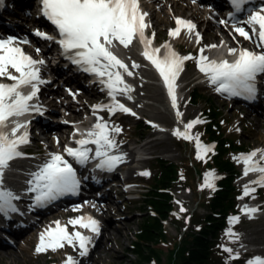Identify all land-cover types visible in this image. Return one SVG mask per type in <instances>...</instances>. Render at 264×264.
Here are the masks:
<instances>
[{"label":"snow or ice","instance_id":"6c2138e0","mask_svg":"<svg viewBox=\"0 0 264 264\" xmlns=\"http://www.w3.org/2000/svg\"><path fill=\"white\" fill-rule=\"evenodd\" d=\"M250 0H231V5L236 12ZM3 0H0V5ZM250 14L245 23L251 29V35L243 27L236 26L235 32L245 40H250L261 51L239 50L238 58L234 62L227 60L217 62L205 56L204 49H201L199 57L180 56L172 50L171 45L165 44L167 50L161 58L157 56L160 49L151 48L152 39L145 36V29L149 27L146 23L147 13L140 9L139 0H41V14L57 30L60 39L57 43L62 53L71 63L77 65L83 72L95 75L101 84L108 91L111 103L107 105H96L93 113L107 110L115 114L117 111L135 115L131 110L117 101L118 95H127L132 91L131 87L124 82V75L132 76L129 66L121 61L111 48L118 42L123 47H129L135 38H138L144 46L142 55L155 67L167 88L171 98L172 107L177 109V97L175 95V82L179 73L183 71V64L186 60L195 59L199 71L209 80L210 84L216 86V91L227 93L228 96H244L248 100L256 97V79L264 74V7L258 10H249ZM233 18V17H230ZM177 27L169 31V35L176 38L182 29L191 34L196 26L191 21L176 19ZM226 23V21H221ZM35 35L41 39L51 40L52 37L46 33L37 31ZM155 34L153 33V38ZM201 37L196 33V42ZM27 39H19L9 36L0 37V79H7L11 83H0V214L8 217L9 213H15L18 209L13 204L18 200L10 190L3 188L4 171L9 167L11 161L21 158L23 153L19 150L21 145L28 144L29 134L27 131L20 133L21 129L28 127L27 123L14 121L9 127V121L18 118L35 110L43 114L41 109L29 102L38 98L39 86L46 83L41 79L40 68L43 60H35L27 55L20 44H27ZM216 48L217 45H211ZM39 53V49H37ZM230 55H236V49H229ZM133 68L139 67L133 63ZM15 73V74H14ZM30 87L31 91L24 94L22 89ZM131 99L130 96H128ZM181 113L177 110L176 116L179 119ZM199 119L187 123L185 131L179 129L173 135L185 140L195 139L197 159H203L202 153L212 151L210 147L200 142L199 136L192 137L190 130L201 123ZM118 126L110 127L102 117L97 118V123L90 129L85 139L76 141L78 147H65L64 151L78 164L84 165L89 160V153L92 149L86 147L89 144L95 145L94 159L99 160L97 165L101 170L111 171L123 160L122 155L111 154L117 148V143L111 137V133H119ZM18 133H20L18 135ZM259 155V160L255 158ZM242 162L244 176L250 172L259 173V178L253 184L264 188V151L254 150L249 154H242L236 158ZM32 179L28 181L30 192H35V205L45 206L47 203L56 200L65 194H76L79 189V180L71 164L63 156L51 155V159L39 166V170L30 174ZM148 175V173H141ZM212 176V173L208 174ZM205 186L212 188L214 185L206 178ZM255 188L245 185L244 196H250ZM79 210L78 208L73 209ZM181 211H184L181 208ZM244 215L251 218L257 208H249L244 205L241 209ZM239 222V217H232L230 224ZM55 228H48L40 234L39 243L35 249L36 253L56 251L63 248L65 244L79 249V256L86 257L89 254V246L92 245V237L83 235L80 231L69 232L67 226H62L59 221L55 222ZM68 225L74 229H86L95 236L100 234V224L90 216H81L70 219ZM226 235L230 238L239 239L238 234L228 229ZM223 251L229 253L232 259H238L239 254L232 255L233 249L221 246ZM66 264H79L73 257H67ZM246 264H264V258L255 257Z\"/></svg>","mask_w":264,"mask_h":264},{"label":"rangeland","instance_id":"374dc122","mask_svg":"<svg viewBox=\"0 0 264 264\" xmlns=\"http://www.w3.org/2000/svg\"><path fill=\"white\" fill-rule=\"evenodd\" d=\"M34 4H37V0H33ZM32 1V2H33ZM145 12L148 14V25L150 29V35L157 40V45L162 47L167 42L171 41L169 35V29L175 24V15L177 16H190V10L182 6V0H179L177 5H174L172 11H168L166 6H160L161 0H142ZM154 4V5H152ZM169 6V5H168ZM37 7V6H36ZM31 19L38 15L35 12L33 3L30 7ZM160 10L159 12H157ZM183 14V15H182ZM31 22L28 21V24ZM203 36V43L201 48H195V37L193 34H188L179 38L175 43L180 51V55L192 57H199L201 49H205L215 42H220V37H214L216 30H207V27H203V23L198 22ZM209 27V26H208ZM140 46L138 43L132 45L129 50L134 51V55L139 53ZM126 50V49H125ZM132 55L126 54L125 59L127 63L137 64L140 62L134 60ZM197 63L195 59L186 63V69L183 73V77L180 81L182 85H186V89L192 85H195L197 81L195 75ZM140 67V65H139ZM138 75L137 83H134L135 88L138 89L135 95L142 96V98H135L132 106L138 111L144 110L146 116L142 117L138 115V118H130L129 120H120L114 122L113 126H118L121 129V133L126 135L122 143L124 146L118 147L117 150H124L128 155H125L126 162L130 157L134 158L135 151L131 141L127 143L128 139L133 141L140 140L139 147H143L151 140L159 139V141H165L163 146L167 147V153H155L150 155L155 159L149 161H139L136 159L134 163L124 166L123 171H119L122 174V179L128 180L133 176L130 170L137 168L134 174L136 183L140 184L139 202L134 203L129 201L124 189L120 188L110 199L105 201L103 207L110 206L113 210L116 218L122 221L119 224L120 228H116V224L112 221L109 226V218L103 221L106 229V235H110V238L116 242V247L113 248L103 246V243L107 242V239H102V245H99L97 249L81 264H141L142 256H138L136 253L135 243L141 241L139 239L142 233V227L145 222L151 218H158L159 212L156 210V202H160L161 199H166L165 203L170 206L166 218H162V224L166 229L167 240L163 245H175V241H178L183 235V230L188 226L190 221L187 222V218H191L194 214V220L201 222L196 225V228L203 227V221L206 220V215L211 213L209 210L210 203L217 198L223 199L222 191L225 190L221 186L223 179H228V174L225 171H219L218 160L227 159L232 163L238 172L234 173V181L232 183L234 189L227 193L228 200L232 201L234 210L228 209V212L219 218L223 225L217 230L218 237L214 240L215 245H211V260L209 264H246V262L252 259L246 252L256 248L264 257V206L261 211L257 212L256 219L239 217V222L236 224H230V220L234 213L241 214V209L244 205L251 202H257L258 205L263 201L264 205V189L259 185L252 182L257 180L258 176L251 177L250 181H245L243 178L244 164L239 162L238 157L242 154H249L254 150L264 151V122L260 118H255L253 115H246L243 119V110L237 108L236 105L230 101L223 102L222 97H216L209 89L204 87H192L187 89L184 93L182 105V115L187 116V122H192L194 117H198L200 121L191 130L190 135L192 137L199 136L202 145L210 147L212 151L202 153L203 159H197L196 141L185 140L173 135L172 130H177L176 120L173 117L162 123H158V117L162 116L166 112L165 106H160L152 100L150 95H153L154 90L149 91L144 87V80L149 81L156 85L157 79L154 75L152 78L143 77ZM144 87V88H143ZM88 102H96L101 99L100 93H93ZM50 109L58 111L56 115L51 116L52 119H59L66 121L63 116L65 110L59 109L57 106H50ZM239 107V106H238ZM75 108H80L75 107ZM89 111L87 107L82 110L84 118L85 112ZM60 112V113H59ZM86 119V118H85ZM69 123V122H68ZM74 123L70 122V126ZM220 127H218V125ZM164 125V128H162ZM162 126V127H161ZM161 127L165 132L159 133L158 130ZM37 128V127H36ZM61 129L57 131L59 137H53V135L46 134L37 136L32 141L30 148L32 150H42L43 153H52L54 151H61L62 145L57 140L62 137L63 141L66 140L67 132L65 125H61ZM218 136H222L221 142L219 139H212L210 136V130ZM73 131V130H72ZM74 132V131H73ZM182 132V127H181ZM184 132V130H183ZM72 134V132L70 133ZM68 135V134H67ZM114 133H111L113 137ZM69 136V135H68ZM64 137V138H63ZM217 141V146L212 148V145ZM139 143V142H138ZM159 143V142H158ZM61 145V147H60ZM128 146V147H127ZM138 148V146L136 145ZM137 156V155H136ZM259 157V155H258ZM129 163V162H128ZM166 164V165H165ZM123 169V168H122ZM143 170V171H142ZM141 173H148V175H141ZM212 173V176L208 174ZM206 178L211 181L214 187L209 188L205 186ZM222 178V179H221ZM221 179V180H220ZM243 179L245 182H243ZM225 180V181H226ZM21 182H25L22 178ZM245 185H250L255 188L250 196H244L243 189ZM220 192V193H219ZM219 193V195H217ZM121 194V196H120ZM227 200V201H228ZM154 204V205H153ZM181 208L184 211H181ZM262 208V207H261ZM68 209V208H66ZM68 212V211H67ZM66 211L58 210L54 214H50L43 219L45 223L39 222L38 225L28 233L24 239H21L14 247L0 251V264H66L67 257L71 256L72 249L65 248L64 250L46 251L43 253H36L35 249L39 243L40 234L46 229L54 226V221L64 219L66 222L72 219V216H76L75 213H67ZM100 212V211H98ZM70 214V215H69ZM68 215V217H67ZM177 219V220H176ZM195 225V222L193 223ZM192 224V227H193ZM238 234L239 239L234 237L230 238L226 235L228 229ZM182 229V230H181ZM39 231V232H38ZM182 231V232H181ZM38 232V233H37ZM37 233V234H36ZM261 241L257 244L256 241ZM145 244V241L142 240ZM168 242V243H167ZM101 244V243H100ZM221 246H226L233 249L232 255L239 254L238 259H232L229 253L223 251ZM166 249V247H165ZM100 253L102 261L94 262L93 257L95 254ZM168 252H164L163 262L168 258ZM149 254V252L147 253ZM74 258V257H73ZM75 259V258H74ZM152 264V260H150ZM158 264V263H156Z\"/></svg>","mask_w":264,"mask_h":264},{"label":"bare ground","instance_id":"6f19581e","mask_svg":"<svg viewBox=\"0 0 264 264\" xmlns=\"http://www.w3.org/2000/svg\"><path fill=\"white\" fill-rule=\"evenodd\" d=\"M178 3H179V0H161V3H158V4H160V6H163V7L166 6V4H167V8L170 7V8H168V11H172L171 9L174 8V5H177ZM152 5H154V4H152ZM33 6L34 7L36 6V3L34 4V1H33ZM182 6L185 7V8H187V10L188 9L191 10L189 4H186L185 2H182ZM159 11L160 10H158L157 12H159ZM200 13H201L200 11L199 12L198 11H193V15H196V16H199ZM29 15L27 14V16H29ZM193 15H192V17L195 18ZM26 20L32 22L34 19H31V18H28L27 17ZM146 23H147V17H146ZM192 23L194 24V22H192ZM176 27L177 26L172 27L171 29H169V31L175 29ZM23 28H26V26H23ZM26 29L28 30V26H27ZM234 29H235L234 27L220 25L217 19H215V21L211 22L210 25H209V27H207V30H216L215 33H214V37H220V40H219L220 42L217 43V42L214 41V44L213 45H217V47L216 48H211L210 47L211 45H210L209 47H207V48L204 49V53L203 54L205 56H207L210 60H215L217 62H220V61L227 60V57L232 56V55L229 54V49L230 48H234L236 50H241L244 47H246V48L250 49L252 47L251 42H249L248 40H245L243 37H241L238 33L235 32ZM198 30H199V28L197 29V31ZM36 32H37V30H35L34 28H30L28 35L30 33H34L35 34ZM248 32L251 35V30H249ZM196 33H198V32H194V34H193L195 37H196ZM182 34H183V31L181 30V33H180V35L178 37H176V38L171 37V41L172 42H170V43H174L175 44V42L179 38H181ZM145 36L147 38L152 39V44L150 46L151 48H153V49L159 48L160 49V51L157 54V56L162 58L164 56V48L163 47L161 48L159 45H157V40H155L154 38H152V36L150 35V32L147 31L146 29H145ZM38 39H39V42H45V39H41L39 37H38ZM53 42H55V41H53ZM133 42H136V43H138L140 45L139 53L137 55H134V51L133 50H129V47H128V49L125 50V48L122 45H120L118 42H116L115 43V46L111 48V51H113V53L121 61H123L126 65H128L129 66V70L133 73L132 76H128L127 74H123L124 75V82L131 87L132 91L130 93H128L127 95H118L117 96V101L119 103H121V104H127V103L124 102V101H122L120 99V96L121 97H124V98H128V96H130L131 97V102L133 100H137L135 98V96H137V95H135V94H136V92H138V89H136L135 88V85H134V83H137V81L139 80L137 74H140V75H142L143 77H146V78H152L153 75H154V78H155V74H159L156 71L155 67L150 63V61L146 60L144 58V56L142 55V53L144 51V46L140 43L139 39L138 38H135ZM201 47H202V44L199 43V45L196 47V49L197 48H201ZM228 47H230V48H228ZM31 50H33L34 53H35V50L33 48H31ZM162 50H163V52L161 53ZM251 50L252 51H257L258 49L257 50L256 49L255 50L254 49H251ZM40 54L42 55L41 52H40ZM126 54L132 55L131 57H133V58L135 57L134 60H136V61L138 60L140 62V64H137L136 62H133V63H135L136 65H140V67H137V68L131 67V65L133 63H127V60L124 58ZM38 60H40L39 57H38ZM50 60H52V61H50V66L49 67L46 64H44L43 66L45 68H49V73H51V74L54 73V72L59 73L58 66H61L60 69H61L62 72H64V73L67 72L69 66H67L66 64H70L71 63L70 60H68V59L65 58V56L63 55V53L56 54L54 57H51ZM198 73H199V79L206 77L202 72L199 71V68H198ZM263 76H264V74H263ZM262 78L263 77L260 78V76H257L256 81H260V80H262ZM94 79H95V82H96L95 85H94L96 87V92L97 93H100L101 91H104V92H107L108 93V91L105 88V86L100 83L99 79L95 75H94ZM79 80H81V79H79ZM206 81H208V79L205 80V81L202 80L203 83L206 82ZM144 82H145L144 83V87H146L149 91L154 90V92H155L153 95H150L152 97V100L155 103L159 104L160 106H163V107L165 106V108H166V112H164L162 116H159L158 117V123L157 124H159V125H161L162 123L164 124V122L169 121L173 117V119L176 120V124H177V128H175V129H179L181 131V127H182V132H183V130L185 131V127L184 126L188 123L187 122V116L184 117L183 115H181V117L179 119L176 116L177 110L182 114V105L184 103V100L182 99L184 97H182L180 95L181 93L179 92V89H181V87H179V86H176L175 87V95L177 97V106L178 107H177V109H174L172 107L171 98L168 95V91H167V88L165 87V85L163 83V80H160L158 83H156V85L153 84V83H150L149 81H146V80H144ZM262 85L263 84L256 85V87H260L261 88ZM82 86H83V88L84 87H87L86 90L89 91V92H92V89H91L92 87H88L87 85H82ZM181 90H184V88L181 89ZM23 92L25 94V91H23ZM137 98H140V99L142 98V100L144 99L142 96H137ZM100 101H102V103H100L99 105H107V104H110L112 102L111 100H108L107 101V99L103 95L101 96V100ZM223 102H225V101H223ZM127 105H129V104H127ZM50 108L51 107H49V110L50 111L48 110V112H52L53 109H50ZM131 109L133 110V112L136 115H139V116H142V117H145L146 116L145 115L146 112L144 111L146 108L144 110H141V112L140 111L137 112V110L136 109H133V108H131ZM82 110H83L82 108H75V107H72V106H68L67 109H65V112H64L63 118L66 120V121H64V124H65V127H66L65 130H67V132L64 133V134L67 136L66 139H69L70 138L69 144H71L70 145L71 147H74L75 146V138H77L78 140L82 139L81 136L85 135V133H87L90 129H92V125L93 124L95 125V123L97 122V118L99 116L100 117L103 116L102 115V111H97V112H99L98 114H96L97 112L95 114L92 113V116L94 115L96 118L95 117L92 118V116H91L90 117V121H87V123H84L85 118H84V115H83ZM91 111H93V110L91 109ZM55 113H56V111L54 109L53 113H51V114L54 115ZM85 114H88V113L85 112ZM244 117H245V115H244ZM48 118H50V117L48 116ZM193 119L194 120H197L199 118L198 117H194ZM16 120H18L20 122V120L18 118H13L12 120L9 121V127H11L12 124L14 123V121H16ZM105 121L107 122V119L106 118H105ZM41 122H44V121H41ZM70 122H72L74 124L72 126L68 125V124H70ZM51 123H55V125L59 124L58 121L51 122ZM43 125H44V123H43ZM59 125L61 126L62 124H59ZM36 127L38 129L39 126L36 125ZM161 127H158V128H160L158 130V132L159 133L165 132V130L162 129V128L166 129L164 127V125H163L162 128ZM24 131H27L28 134H29V131L27 129H21L20 130V133H23ZM31 131H33V129ZM71 132L73 134V137L70 136V133ZM173 132H174V130H172L171 133H173ZM20 133H18V135ZM42 133L45 134V131H43ZM48 133H47V135H48ZM57 133H52L53 134V137L54 136L55 137L56 136L59 137L58 135H56ZM125 136L126 135H124L123 133H121V131L119 133H114L113 137L111 136L112 138L115 139V141L117 143V148L119 146L120 147L124 146V143H122V140L124 138H126ZM71 137H72V139H71ZM29 138H31V140H32V137L31 136H29ZM57 140L59 141V143L61 145L64 142L61 136ZM126 141L128 143L129 141H132V140L131 139H128V137H127V140ZM137 142H139V144H140L141 141L138 140ZM164 142L165 141H161L160 142L159 139H157V141L156 140L149 141L143 147H141V148L138 149L139 150V155L141 154V155H144V156L145 155L150 156V155H153V154H155L157 152L158 153H161V154L167 153V150H169V149L167 147L163 146ZM61 145H60V147H61ZM23 146L24 145H21L20 146V149H19L20 151H21V149H22ZM91 147L94 150H93V152H90L89 153V161H92L94 159L93 158L94 155H92V154L95 153V146H91ZM117 148L114 149V150H112L111 154H113V155H119L120 154L122 156L129 154V153H127L124 150H119V149L117 150ZM133 154H134V158L130 157L129 160L127 159V162H126V158L124 159L125 160L124 161L125 163H124V165H122L123 167L126 166L127 164H132V163L136 162L135 160L137 159V156L138 155H137V153H132L131 155H133ZM139 157H141V156H139ZM255 159L258 160L259 159L258 156ZM43 160L44 159H42L38 163L39 166H42L44 163H46ZM149 160L145 159L143 161H149ZM93 165H94V163H91V166H93ZM13 167L14 168L19 167L18 164H17V162L11 161L10 164H9V167L6 170L13 173V171H11L13 169ZM20 170H21V168H18L16 170V172L18 174H20ZM136 170H137V168H133V169L130 170V173L133 176V178L130 177L128 179L130 182H137V181H135L136 178L134 177L135 176L134 174L136 173ZM256 174H259V173L250 172L247 176H244L243 175V178L246 179L245 181H250L251 180V177H253ZM13 177L14 176L11 173H4V176H3V188H5V185H7V184H12L13 180L10 181V179H12ZM245 181L243 179V182H245ZM19 185L20 184H18L17 186H19ZM26 186H27V184H26ZM30 195H28L27 197H29ZM22 199L23 198H19L16 201H19V203H23V200ZM246 205L249 208H257L258 209L257 212L260 211V207L258 208L257 202H256V204H246ZM76 206H80V205H76ZM23 208H25V207H23ZM78 209H80V208H78ZM61 210L62 211H69V212L70 211H72V212H76L77 211V210L76 211L73 210V206L71 207V210H66L65 208H62ZM257 212L251 217L252 219H256ZM102 215L106 219L109 218V223H108L109 226L113 227V225H111V222L113 221L116 224V226H117L116 228H118V230L121 229L120 226H119V224H121L122 221L119 220L118 218H116V214L114 215L113 210H112V208L110 206L109 207H104V209L102 211ZM239 217L249 218V216L244 215L243 212L239 215ZM38 221L39 222H42L43 224L46 222L45 219H41V220H38ZM36 223L34 224V227H36L38 225ZM21 225H23L24 227H26L25 224H21ZM18 226H20L19 222H16L13 225L14 228H16V227L18 228ZM106 229L108 230V228L104 227V230L102 232V239H104V238L107 239V242L106 243H103V246H104V244H105V247H109V246L112 247V245H113V248H114V247H116V242H114V240H112V238H110V235L109 236L106 235V231H105ZM8 230L9 231H12V227H9ZM3 232L5 233V231H3ZM260 242H261L260 240L259 241H256L257 244H260ZM100 245H102V241H101V244ZM254 257H261V255L258 252H256L255 254H253V257L252 258H254ZM102 258L103 257L100 256V253H98V254H95V256L93 257V261L94 262H99V261H102Z\"/></svg>","mask_w":264,"mask_h":264},{"label":"trees","instance_id":"16d2710c","mask_svg":"<svg viewBox=\"0 0 264 264\" xmlns=\"http://www.w3.org/2000/svg\"><path fill=\"white\" fill-rule=\"evenodd\" d=\"M217 125L220 127L219 124ZM209 132L212 139L217 138L221 142V135L218 136L211 130ZM218 166L219 171H225L224 173L229 176L227 180L223 179L221 182V186L225 189L221 192L223 199L217 198L215 201L213 200V202L210 203L211 205L209 210L211 213L206 215V220L203 221V227L200 229L196 228V225L201 222L194 220V214L190 219L187 218V222L190 221V223L183 230L181 238L178 241H175V245L173 247L168 244L163 245V243H166L167 236L165 229L166 226L162 224V218H166L170 206L168 203H165L166 199H161L160 202H156V210L159 212L158 218L154 219L149 217L150 219H148L142 227V233L139 236L141 241L135 243L137 255L142 256V259L144 260L141 264H150V260H155L156 263L162 264V254L166 251L169 255L163 264L210 263L211 245H215L214 240L218 237L217 230L223 225V222H220L219 218L222 217V215L225 216L224 214L228 212V209L235 211L232 201L227 198V193L234 189L232 185L235 179L234 173L238 171L232 163L227 161V159L218 160ZM219 193L217 195H219ZM194 222L195 225L193 224ZM142 240L145 241V244ZM148 252L149 254H147Z\"/></svg>","mask_w":264,"mask_h":264}]
</instances>
